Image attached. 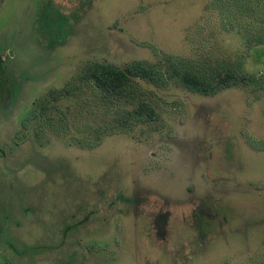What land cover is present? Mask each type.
I'll list each match as a JSON object with an SVG mask.
<instances>
[{
  "label": "rangeland",
  "instance_id": "374dc122",
  "mask_svg": "<svg viewBox=\"0 0 264 264\" xmlns=\"http://www.w3.org/2000/svg\"><path fill=\"white\" fill-rule=\"evenodd\" d=\"M263 32L264 0H0V264H264ZM165 54L251 81L135 78L159 119L97 134L133 105L104 104L84 67ZM68 83L59 130L23 125Z\"/></svg>",
  "mask_w": 264,
  "mask_h": 264
},
{
  "label": "trees",
  "instance_id": "16d2710c",
  "mask_svg": "<svg viewBox=\"0 0 264 264\" xmlns=\"http://www.w3.org/2000/svg\"><path fill=\"white\" fill-rule=\"evenodd\" d=\"M237 5H245L251 0H236ZM256 41L264 43V32L257 36ZM140 78L154 85L165 87L171 83L181 85L191 92L205 96H214L232 86L250 83L251 77L242 73L240 67L233 64H225L209 71L197 68L190 60L186 61L181 56L165 54L158 62L135 60L125 67L116 66L106 62H89L82 73L83 81H89L101 94L104 104L115 108L120 103L133 105L129 112L122 111L119 118H113L111 123L96 133H110L122 127H131L137 123H153L159 119L155 103L143 93L137 95L138 89L134 86V79ZM75 91V84L68 83L59 89H53L48 95L39 98L29 110L23 120V125L29 127L35 119H44L46 125L52 130H59L60 122H65V114L51 115V111L57 106L53 105L52 99L60 94H70ZM60 112V111H59ZM97 134L95 136H97ZM97 139V138H96ZM99 141L91 142L90 146ZM264 149L263 145L259 146Z\"/></svg>",
  "mask_w": 264,
  "mask_h": 264
}]
</instances>
